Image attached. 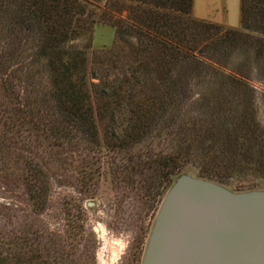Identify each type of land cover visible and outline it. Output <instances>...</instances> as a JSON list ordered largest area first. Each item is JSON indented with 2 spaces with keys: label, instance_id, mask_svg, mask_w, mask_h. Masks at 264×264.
Listing matches in <instances>:
<instances>
[{
  "label": "trees",
  "instance_id": "obj_1",
  "mask_svg": "<svg viewBox=\"0 0 264 264\" xmlns=\"http://www.w3.org/2000/svg\"><path fill=\"white\" fill-rule=\"evenodd\" d=\"M239 3L240 29H224L193 18L192 0H0V88L13 96L17 70L24 72L26 81H37L40 97L26 99L20 110L38 130L31 131L35 140L40 134L50 136L54 144L62 140L52 124L43 126L49 114L59 115L66 124L63 137L83 135L117 151L157 137L162 125L179 133V109L193 105V79L221 65V58L227 59L238 47L264 64V0ZM96 22L113 27L115 41H122L118 49L126 52L123 58L111 54L101 60L98 53L91 66L84 49L73 44ZM238 75L220 74L216 98L201 100L194 111L199 114L196 129L183 136V158L198 147L189 162L197 176L221 180L263 171L261 128L249 110L250 88ZM38 102L44 107H37ZM237 107L243 112L235 115ZM123 112L127 122L119 129L114 119ZM6 119L5 133H10L17 125L10 122L13 116ZM151 153L148 161L132 166L133 173L158 167L167 183L179 174V154ZM159 158L160 165L150 164ZM28 238L15 237L19 244L12 242L13 248L11 241L0 240V264H69L67 255L72 252L61 244L62 238L36 233Z\"/></svg>",
  "mask_w": 264,
  "mask_h": 264
},
{
  "label": "rangeland",
  "instance_id": "obj_2",
  "mask_svg": "<svg viewBox=\"0 0 264 264\" xmlns=\"http://www.w3.org/2000/svg\"><path fill=\"white\" fill-rule=\"evenodd\" d=\"M239 1L192 0L191 16L224 29H240ZM73 44L84 49L91 66L95 54L102 53L100 59L108 60L111 54L123 58L122 53H126L118 49L122 41H115L113 27L99 22ZM242 49L238 47L227 59L221 58L225 67L214 65L217 74L208 68L205 76L192 80L193 105L179 109L177 122L183 127L179 133H176L178 129L162 125L157 137H147L120 151L109 149L103 143H92L83 135L63 137L62 127L66 124L57 114L44 117L43 126L47 128L52 124L60 131L59 144H54L46 134H40L35 140L31 131L38 130L24 120L20 110L26 99L32 101L40 97L39 88L35 79L26 81L24 72L17 70L13 96L0 88V240L19 244L15 237L29 239L36 233L42 238H62L61 244L72 252L67 255L69 264H141L157 212L178 176L187 174L209 180L232 192L264 189V167L260 172H239L216 180L197 176V169L190 166L189 162L198 154V147L187 159L183 158L182 140L192 130L194 132V121L199 118V114L195 116V108L202 104L201 100L216 98L222 79L220 74L235 76L240 73L238 76L250 88L253 105L249 110L261 128L258 142L264 149V64L254 61L252 55ZM37 104V107L45 105L43 102ZM35 106L30 105L32 112ZM242 112L238 107L234 111L235 115ZM45 113L46 110L36 114ZM8 116L14 117L10 122L17 125L20 134L15 126L10 133H5ZM127 116L126 112L116 115L114 126L119 129L125 126ZM107 131L110 134L111 130ZM152 151L179 154L176 158L179 174L169 183L159 177L158 167L142 169L141 174L133 173L132 166L135 168L148 161L147 155ZM160 160L150 164L160 165ZM262 164L264 166V161ZM34 243L37 247L38 242ZM69 245L74 248L69 249ZM14 252L12 249L11 253Z\"/></svg>",
  "mask_w": 264,
  "mask_h": 264
},
{
  "label": "water",
  "instance_id": "obj_3",
  "mask_svg": "<svg viewBox=\"0 0 264 264\" xmlns=\"http://www.w3.org/2000/svg\"><path fill=\"white\" fill-rule=\"evenodd\" d=\"M141 264H264V189L232 192L178 176L157 212Z\"/></svg>",
  "mask_w": 264,
  "mask_h": 264
}]
</instances>
